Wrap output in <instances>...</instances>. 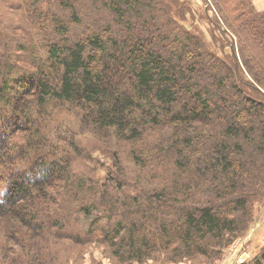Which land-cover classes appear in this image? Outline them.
Returning a JSON list of instances; mask_svg holds the SVG:
<instances>
[{
	"label": "trees",
	"instance_id": "trees-1",
	"mask_svg": "<svg viewBox=\"0 0 264 264\" xmlns=\"http://www.w3.org/2000/svg\"><path fill=\"white\" fill-rule=\"evenodd\" d=\"M224 1L231 31L208 0L203 16L228 39L208 38L186 1L0 0V264H66L76 249L64 244L91 241L124 264L213 262L252 229L254 240L264 11L237 0L247 15L230 16ZM77 123L128 149L138 170L115 156V193L72 173L89 153ZM132 182L143 191L126 189ZM258 246L240 264H264V239Z\"/></svg>",
	"mask_w": 264,
	"mask_h": 264
},
{
	"label": "rangeland",
	"instance_id": "rangeland-1",
	"mask_svg": "<svg viewBox=\"0 0 264 264\" xmlns=\"http://www.w3.org/2000/svg\"><path fill=\"white\" fill-rule=\"evenodd\" d=\"M179 1H186V3L192 6V9L194 10L193 11L194 15L196 16L194 21L195 23H197L198 26L202 28V30L206 33L208 38H212L211 33H213L216 38H219L220 36H222L217 32L216 29L212 27V25H210L209 21L203 16L204 15L203 12H205L204 0H179ZM236 1L237 0L224 1L225 5L224 4L223 5L227 8V11H225L226 10L225 8L223 9V12L225 11V13H228V15L230 16H231V13H237V12H241L240 13L241 15H247L246 14L247 12L241 11V9H243L242 6H241V9L234 8V4ZM208 2L210 5V8H208L209 13L212 16L214 13V15L219 16L220 19L223 20L222 13L217 8L218 7L217 2H219V0H208ZM238 2L242 3L240 1ZM229 7L234 8V9L229 10ZM245 11H247V8L245 9ZM222 24L228 32L231 31L230 29L231 27L229 28L226 25V23H224V20ZM245 33L247 35L250 34L248 28L245 29ZM228 35L229 37L231 36L230 33H228ZM222 37H224L225 39H228L226 35ZM232 37L233 38L235 37L234 38L235 40L237 38L236 35L235 36L233 35ZM216 42L219 44V41H216ZM251 43L253 44V47H254L255 43L253 42V40L251 41ZM259 47L260 46L257 45L256 47H254V49L252 48V46H251L252 49L250 48V52H251L250 54L254 56L256 59H257V56L259 57L262 55V52L259 51ZM224 50L226 53H228L230 51V47L227 46L225 47ZM246 72L250 76L249 72L248 71ZM65 115H67V113H65ZM9 120H10V117L9 115H7L4 118V121L6 123ZM71 125H72V121H71ZM75 126H76L75 128H77V131H78L77 138L79 139L82 146L86 147L85 150L88 151L89 153H87L85 156H78V160L72 166V173L76 174L75 175L76 177L83 176L82 175L83 172L92 173L95 179V182H97L96 180L99 179L97 184L102 188V190H104V188L106 187V189H109L115 193L116 192L115 186L110 182L112 178H111V174H109V172L116 171L117 169L116 164H115V156H118L121 159L122 164L125 166L124 170L126 172L136 173L138 170L136 165L133 164L132 159L128 157V154L126 152L128 151V149H126V151L120 150L116 142L113 140H110L111 137L104 138L103 140L94 139L92 132L90 133L82 132L81 127L79 126L78 123ZM136 185H139V184L132 182L131 184L125 185V188L129 189L132 192L143 191L140 188V185H139V188H137ZM62 186H64V184ZM0 196H1V193H0ZM120 197L121 198L125 197V194L120 192ZM260 214L262 216L258 219L259 225L256 226L255 233H254L255 235L256 234L258 235H256L254 237V240L251 241V244L253 246V253L258 252V248H259L258 242L260 243L261 240L264 239V208L263 209L260 208ZM252 233H253V229L249 231V234L246 236V238L249 237L250 234ZM243 241L244 239L239 242L235 241L234 243L228 245V247H226V249L224 250V253L222 254V256L213 262H210L204 257H199V259L195 261L184 259L183 261H179V262H162L159 260H155L153 258H149L143 262H133V264H207V263L236 264L238 262L240 263L241 260L239 257L242 254V252L247 248V247L243 248L245 244ZM64 246L70 247L71 250L76 249L73 253L68 251L69 254H65V256L60 259L61 261H64L66 258L68 259L70 258V260H65L66 264H124L123 262H119L115 258L112 257L109 248H107L105 244L97 242V241H91L83 245L77 244V246H73V245L69 246V244L68 245L64 244ZM252 246L250 245L251 251H252ZM247 254H250V253H247ZM245 256H248V255H245ZM71 258L72 259L74 258V259L71 260Z\"/></svg>",
	"mask_w": 264,
	"mask_h": 264
},
{
	"label": "crops",
	"instance_id": "crops-1",
	"mask_svg": "<svg viewBox=\"0 0 264 264\" xmlns=\"http://www.w3.org/2000/svg\"><path fill=\"white\" fill-rule=\"evenodd\" d=\"M253 4L258 10L264 11V0H253Z\"/></svg>",
	"mask_w": 264,
	"mask_h": 264
},
{
	"label": "built area",
	"instance_id": "built-area-1",
	"mask_svg": "<svg viewBox=\"0 0 264 264\" xmlns=\"http://www.w3.org/2000/svg\"><path fill=\"white\" fill-rule=\"evenodd\" d=\"M245 255H249V254H247L246 251H244V252L240 255L239 258H240L241 262L244 261V260L246 259V257H244ZM243 257H244V258H243Z\"/></svg>",
	"mask_w": 264,
	"mask_h": 264
}]
</instances>
